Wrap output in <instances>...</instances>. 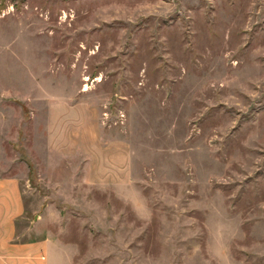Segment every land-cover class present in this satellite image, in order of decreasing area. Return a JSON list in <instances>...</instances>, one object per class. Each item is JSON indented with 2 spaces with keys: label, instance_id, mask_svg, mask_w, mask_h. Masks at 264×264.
Masks as SVG:
<instances>
[{
  "label": "rangeland",
  "instance_id": "obj_1",
  "mask_svg": "<svg viewBox=\"0 0 264 264\" xmlns=\"http://www.w3.org/2000/svg\"><path fill=\"white\" fill-rule=\"evenodd\" d=\"M0 110L44 264H264V0H0Z\"/></svg>",
  "mask_w": 264,
  "mask_h": 264
},
{
  "label": "crops",
  "instance_id": "obj_2",
  "mask_svg": "<svg viewBox=\"0 0 264 264\" xmlns=\"http://www.w3.org/2000/svg\"><path fill=\"white\" fill-rule=\"evenodd\" d=\"M45 103L48 108L55 107L49 101ZM4 117L0 110V158L3 147L1 127L5 121ZM57 118L56 123H59L60 117ZM24 194L23 182L19 177L0 174V264H44L43 261L46 260L44 242H27L20 238L22 231H33L32 228H21L27 218Z\"/></svg>",
  "mask_w": 264,
  "mask_h": 264
}]
</instances>
